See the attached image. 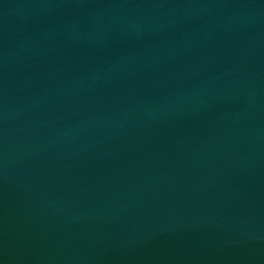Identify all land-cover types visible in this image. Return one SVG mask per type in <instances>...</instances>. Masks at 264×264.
Wrapping results in <instances>:
<instances>
[{"label": "water", "instance_id": "1", "mask_svg": "<svg viewBox=\"0 0 264 264\" xmlns=\"http://www.w3.org/2000/svg\"><path fill=\"white\" fill-rule=\"evenodd\" d=\"M0 264H264V0H0Z\"/></svg>", "mask_w": 264, "mask_h": 264}]
</instances>
